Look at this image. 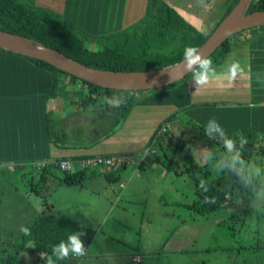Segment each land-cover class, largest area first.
<instances>
[{
    "label": "trees",
    "instance_id": "obj_1",
    "mask_svg": "<svg viewBox=\"0 0 264 264\" xmlns=\"http://www.w3.org/2000/svg\"><path fill=\"white\" fill-rule=\"evenodd\" d=\"M237 2L238 0H229L218 21L210 31L204 32L184 18L167 0H146L143 15L136 22L108 35L106 41L92 45L90 37L81 33L54 10L37 6L31 0H0V30L38 41L87 67L115 72L153 71L180 62L184 59L186 47L199 48ZM254 11H264V0L250 2L246 12ZM246 34L250 35L249 42L264 56L262 24L228 37L208 56L213 66L223 62L238 46V36ZM261 67H264V58H255L251 63V82L252 87L259 90V95L264 99V68ZM191 76L192 73L189 72L182 79L155 89L108 88L71 75L43 60L0 48V163H27L36 159L78 161L102 155L82 153L54 158L49 155L51 146H87L66 143L70 129V121L66 118L68 114H55L54 102L58 108L67 107L78 116L85 114L83 116L88 117L85 121L92 126L99 120L108 122L111 131L120 127L139 104L174 106L175 110L161 119L151 133L145 147L153 146L156 152L147 158L157 154V149L163 146V140H170L172 143L173 139L174 146L186 151L195 147L208 149L215 142L224 148L220 139H209L205 135L203 121L192 116L198 109L206 111L213 107L209 106L212 104L209 102H190L187 81ZM120 96L124 97V101L119 106L113 107L108 103ZM201 104L206 107H197ZM89 113L92 115L89 116ZM74 123L78 124V132L74 136L81 138L86 122ZM163 127L167 129L165 132L162 131ZM94 129L95 126L92 130ZM258 132L256 128H250L227 135L237 140V147L238 135L247 139L241 156L248 163L264 139V133ZM260 149L264 150V147ZM262 154L264 157V152ZM202 166L206 167V164ZM202 166L190 164L186 169L201 170ZM17 167L23 168H13ZM96 167L102 169L107 180L119 179L121 167L110 170L105 166H88L61 172L54 165H48L38 171L35 183L29 178L30 189L36 194H41L40 190L47 193V179L52 176L57 178L60 185L82 186L83 180L96 172ZM205 171L208 172L207 169ZM203 180L207 190L200 186L201 180H195V199L189 204L195 213L204 214L228 207L237 201L244 210H249L248 203L255 192L264 190L260 180H254L252 185L245 186L235 173L227 169L209 180ZM42 204L49 211L41 210L26 224L30 235L21 233L18 252L23 250L38 254L42 264H47V258L52 255V246L62 240L67 241L70 234L81 230L86 233L81 239L84 240L85 248H88L94 235L88 226L77 219L57 213L53 204L47 202L44 196ZM79 258L71 256L65 260H55L53 257L55 264H76Z\"/></svg>",
    "mask_w": 264,
    "mask_h": 264
},
{
    "label": "rangeland",
    "instance_id": "obj_2",
    "mask_svg": "<svg viewBox=\"0 0 264 264\" xmlns=\"http://www.w3.org/2000/svg\"><path fill=\"white\" fill-rule=\"evenodd\" d=\"M83 115L67 117V144L87 145L79 146L81 151L116 146L110 151L130 152L138 165L149 130L121 133L130 114L115 131L102 120L92 126ZM74 122H86L81 138L74 136L78 132ZM174 141L171 139L170 149L163 145L155 158L138 165L137 174L136 167L127 164L118 180L109 181L95 169L82 186L62 185L53 194L44 190L36 194L30 189L29 178L35 183L39 170L0 166V264H42L38 254L18 252V247L21 228L41 210L49 211L42 204L43 196L47 202L55 199L57 213L79 218L93 231V239L97 237L76 264H264V190L255 192L249 210L237 201L204 214L193 212L189 204L195 199V180H209L225 171L218 172L214 161L226 150L216 142L209 146L214 153L210 163L203 160L204 147L186 151L174 146ZM190 164L206 167L186 169ZM123 180L128 182L120 191ZM87 214H93L90 220ZM133 255H139L141 262L133 261Z\"/></svg>",
    "mask_w": 264,
    "mask_h": 264
},
{
    "label": "crops",
    "instance_id": "obj_3",
    "mask_svg": "<svg viewBox=\"0 0 264 264\" xmlns=\"http://www.w3.org/2000/svg\"><path fill=\"white\" fill-rule=\"evenodd\" d=\"M31 1H33V3L37 6L46 7L59 13L73 27L90 37L92 45H96L100 41H106L108 35L115 34L116 32L123 30L136 22L143 15L146 6V0ZM167 1L184 18L204 32L210 31L213 24L221 17L229 2V0ZM249 37V34H246L245 36H238L236 39L238 41V46L228 54L223 62L214 66L218 73L217 79H213L208 84L198 87H195L192 81V76L187 81L190 102H209L212 103L209 106L213 107L212 109H208L206 111L198 109L193 112L192 116L203 121L202 123L204 124H206L209 119L214 118L222 126L227 135L238 132L242 129L250 128H256L259 131L258 134L264 133V99L261 95H259V90L252 87L253 84L251 82V63L255 58L260 57L263 59L264 56L254 48L255 45L249 42ZM232 62H238L243 69V72L238 74L235 80L230 81L226 78L224 73L226 72L229 64ZM54 105L56 106L55 102ZM203 105L204 104H201V106L197 107H206ZM53 110L56 112L55 114L67 113V116L73 114L69 108L64 106L59 108L55 107ZM174 110L175 107L168 104H139L135 106V110L130 113L129 120L126 122V125H123L119 131H121V133H128L133 129L138 130L140 128H145L147 131L149 130L144 136V141L147 145L149 137L158 122ZM119 128L120 127L117 129ZM142 137L143 135H141V138ZM162 142L166 149L171 146L169 141L163 140ZM115 147L116 146L107 145L106 149L103 146L102 148L98 147V149L91 151H81L80 148H60L51 146L49 149V155L54 158L82 153L102 155L130 153H126L125 150H123V152H111L110 150L115 149ZM260 147H264V140H261L259 147L252 158V163L261 164V168H264V157L262 154L264 150L260 149ZM146 160L147 159L139 162L138 165L142 167ZM126 166L127 165L118 166L121 167L119 168V178L122 174H124V172H126L125 170H122ZM136 166L137 165H135V167ZM95 169H99V171L103 173L101 168L96 167ZM130 175L131 174H129L128 177H130ZM126 182H128V180H125V183ZM47 185L49 186L47 193L53 194L59 188H62V185L58 184V180L55 176L47 179ZM51 203L53 204L54 209H56L55 199L51 201ZM105 207H107V205ZM92 215L93 214H87L88 220L91 219ZM69 217L73 218L72 216ZM74 219L81 221L79 218ZM84 219H86L85 216ZM96 238L97 237L95 235L93 240H96ZM137 257L140 259L139 261L134 260V258ZM131 259L135 262H141V257L139 255H133Z\"/></svg>",
    "mask_w": 264,
    "mask_h": 264
},
{
    "label": "water",
    "instance_id": "obj_4",
    "mask_svg": "<svg viewBox=\"0 0 264 264\" xmlns=\"http://www.w3.org/2000/svg\"><path fill=\"white\" fill-rule=\"evenodd\" d=\"M251 1L238 0L198 48L203 56L208 57L231 35L243 29L264 24V11L246 12ZM0 48L43 60L71 75L108 88L155 89L176 82L189 73L184 69V59L175 65L153 71L115 72L95 69L87 67L38 41L2 30H0Z\"/></svg>",
    "mask_w": 264,
    "mask_h": 264
},
{
    "label": "clouds",
    "instance_id": "obj_5",
    "mask_svg": "<svg viewBox=\"0 0 264 264\" xmlns=\"http://www.w3.org/2000/svg\"><path fill=\"white\" fill-rule=\"evenodd\" d=\"M184 69L192 73V81L195 87L208 84L213 79L218 78L216 68L213 66L212 60L203 56L202 52L193 46H188L184 50ZM238 62H232L227 67L224 75L228 80H235L238 74L242 73ZM171 78V76H170ZM107 99V98H105ZM124 101V97H114L108 103L117 107ZM205 135L209 139H220L225 148V153L219 159L214 161V153L211 149H204L203 160L206 162H213L216 170L227 169L236 174V176L244 183L245 186L252 185L254 180H260L262 188H264V168L254 164L248 163L242 159L241 150L247 144V139L242 135H238L239 147H237V140L229 138L222 126L214 119L211 118L204 125ZM200 186L207 190L205 181H200ZM260 195V193H257ZM21 231L25 235H30V230L27 227H22ZM84 231H75L70 234L67 241H61L57 245L52 246V255L47 258V264H55V260H65L71 256L83 257L86 254L84 240L81 239L85 236ZM55 257V260L53 259Z\"/></svg>",
    "mask_w": 264,
    "mask_h": 264
},
{
    "label": "built area",
    "instance_id": "obj_6",
    "mask_svg": "<svg viewBox=\"0 0 264 264\" xmlns=\"http://www.w3.org/2000/svg\"><path fill=\"white\" fill-rule=\"evenodd\" d=\"M167 129L166 127L162 128V131L165 132ZM264 140V139H263ZM156 152V149L153 146H147L140 152V162L143 161L148 157V155L154 154ZM137 165L135 158L132 155L124 154V155H100V156H94L89 157L86 159H81L78 161H73L69 159H37L32 160L30 162L24 163V162H13V163H0V166H6L7 169H12L14 166H28L31 169L39 170L41 171L43 168L47 167L48 165H54L57 169H59L61 172H69L74 168H82V167H91V166H105L111 169H114L120 165ZM138 166V165H137ZM137 166L135 168L134 173H138ZM125 180L121 181L119 183V189L125 188ZM135 261H139L140 259L134 258Z\"/></svg>",
    "mask_w": 264,
    "mask_h": 264
}]
</instances>
